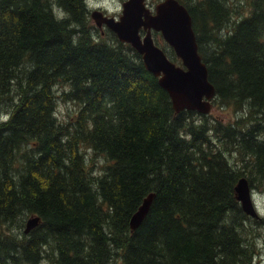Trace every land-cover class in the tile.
Masks as SVG:
<instances>
[{
	"label": "trees",
	"instance_id": "trees-1",
	"mask_svg": "<svg viewBox=\"0 0 264 264\" xmlns=\"http://www.w3.org/2000/svg\"><path fill=\"white\" fill-rule=\"evenodd\" d=\"M179 1L232 119L176 112L86 0H0V264H253L235 186L264 190V0Z\"/></svg>",
	"mask_w": 264,
	"mask_h": 264
},
{
	"label": "water",
	"instance_id": "water-1",
	"mask_svg": "<svg viewBox=\"0 0 264 264\" xmlns=\"http://www.w3.org/2000/svg\"><path fill=\"white\" fill-rule=\"evenodd\" d=\"M155 11L147 7L145 0H127L123 3L119 19L108 17L100 10L92 13L98 26L106 24L122 42L130 43L142 54L146 69L159 78L160 85L170 95L176 112L197 110L208 114L216 89L209 80L206 63L199 53L193 18L185 4L179 0H162ZM146 30L141 39L140 28ZM152 29L161 32L167 43L174 49L182 65L174 62L154 41ZM236 197L245 213L258 217L252 189L246 178H241L235 186ZM153 194L147 196L133 214L131 230L137 229L149 212ZM41 222L39 216L28 219L26 233Z\"/></svg>",
	"mask_w": 264,
	"mask_h": 264
},
{
	"label": "rangeland",
	"instance_id": "rangeland-1",
	"mask_svg": "<svg viewBox=\"0 0 264 264\" xmlns=\"http://www.w3.org/2000/svg\"><path fill=\"white\" fill-rule=\"evenodd\" d=\"M127 0H86L90 10L94 8H99L101 10H107V14L113 15V16H118L122 14V6L123 3ZM162 0H147V4L149 7H154L158 2ZM229 0L227 3L230 5ZM91 16V13H90ZM119 18V17H118ZM90 24L95 25V20L91 17L89 20ZM100 32L103 33L104 35L108 33V29L105 26L99 27ZM104 31V32H103ZM154 39L156 43L164 49L167 54L170 56L171 54V47L169 44L165 41V39L162 37L160 33H157V35L154 36ZM172 56V55H171ZM172 58V57H171ZM174 60L178 63L181 62L180 59H175ZM58 111L59 113L64 114L65 112L67 113L71 108H75L76 105L70 101H60L58 104ZM190 111V110H188ZM191 111H197V110H191ZM232 111V110H231ZM229 112L223 111L220 109L218 105H216L214 102L212 103V108L211 111L208 114H211V117L217 118V119H223V120H228L232 119L235 114H231ZM200 113L199 111H197ZM203 114V113H201ZM236 159L235 155L230 156V161L234 163L233 161ZM95 162L99 163L98 159H94ZM252 195L254 198V202L256 203V206L258 208V213L260 217L264 218V190H252ZM249 230L253 232L251 235H247L249 239H251V242L254 244L255 247V256L253 259V264H264V224L258 225L255 222H249L247 224ZM43 264H49L47 262H43Z\"/></svg>",
	"mask_w": 264,
	"mask_h": 264
},
{
	"label": "bare ground",
	"instance_id": "bare-ground-1",
	"mask_svg": "<svg viewBox=\"0 0 264 264\" xmlns=\"http://www.w3.org/2000/svg\"><path fill=\"white\" fill-rule=\"evenodd\" d=\"M141 206V205H140ZM133 216V215H132ZM131 220H132V217L130 219V228H131ZM28 223V222H27ZM26 228H27V224H26ZM26 230V229H25ZM26 232V231H25Z\"/></svg>",
	"mask_w": 264,
	"mask_h": 264
},
{
	"label": "flooded vegetation",
	"instance_id": "flooded-vegetation-1",
	"mask_svg": "<svg viewBox=\"0 0 264 264\" xmlns=\"http://www.w3.org/2000/svg\"><path fill=\"white\" fill-rule=\"evenodd\" d=\"M103 11H105V13H107V12H108L107 10H103ZM153 35L155 36V35H157V33H155V32H154V34H153ZM260 218H261V217H260Z\"/></svg>",
	"mask_w": 264,
	"mask_h": 264
}]
</instances>
